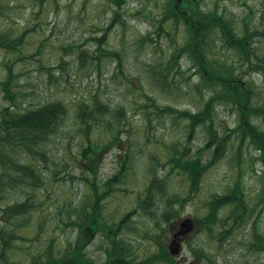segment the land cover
Returning <instances> with one entry per match:
<instances>
[{
  "label": "rangeland",
  "instance_id": "obj_1",
  "mask_svg": "<svg viewBox=\"0 0 264 264\" xmlns=\"http://www.w3.org/2000/svg\"><path fill=\"white\" fill-rule=\"evenodd\" d=\"M164 2L123 0L118 6L113 0H0V32L24 33L23 44L19 48H0V80L7 73L4 62L9 61L15 72L13 81L17 104L23 110L55 99L64 101L67 107V117L46 144L48 156L44 160L29 161L38 168L44 180L43 186L7 191L5 194L4 205L28 198L32 206L27 213L10 221H5L0 215V226H5L3 230L14 237L19 236L12 240V247L6 248V252L0 256V264H31L34 256H42L51 246L55 250L67 242L72 243L78 229L70 222L78 218V212L83 215L85 211H90L91 190L88 182L82 179L89 172H82L77 163L80 148L86 143L80 128L85 126V121L93 119L78 115V108L83 101L86 103L85 109H88L91 100L94 109L98 107L96 101L108 103L111 109L120 108L115 118L107 116L100 119L107 122V127L100 124L105 133L88 125L87 129L91 127V131L83 132H87L93 141L99 139L105 142L116 132L109 131L110 127L114 125L116 129V120L121 119L120 145L104 153L96 181L101 184L116 173L122 152L128 149L130 157L127 169L118 183L114 184L115 189L101 198L100 214L103 222L111 225L131 212L129 220L122 222V226L117 229L129 241L128 248L137 259L146 257L156 249L151 235L157 233L158 229L150 225L138 206L153 175L149 166L155 169L156 179L166 176L169 193L177 192L182 197L190 193L191 198L185 202L182 218L202 215L212 196L224 193L239 174L235 159L228 154L204 172L199 188L193 192L189 190L183 172L179 168H172L171 163L167 162L174 144L181 151L192 154L205 143V137L200 127L187 141L186 121L161 109L171 105L181 110H196L203 99L208 98L210 91L203 88L200 94L196 89L199 74L187 60L180 59L179 63L168 68L172 63L167 62L171 50L181 41L180 30L167 34L158 29L157 33L152 19L145 18L141 11L147 5V9H152L158 15V11L164 8ZM197 2L204 10L217 6L237 33L238 26L244 22L243 18L249 15L248 6L253 12L251 15L257 17L264 4V0ZM154 4L157 5L154 7ZM114 10L124 21H118L106 30V40L101 47L117 51L118 56L98 49L95 40V37L104 33ZM147 34L148 38H144ZM214 50H218V56ZM214 50H211L212 55L209 54L213 59L222 57L237 69L242 67L237 49L215 39ZM153 67L155 70L167 68L165 79L169 85L165 84L161 88L154 82ZM245 77L256 85L255 98L264 101V72L251 70ZM7 103L8 100L0 91V105ZM235 118V112L221 108L215 121L231 128L235 126ZM260 126L264 130V121H261ZM203 153L207 155L208 152ZM254 157L255 153L245 147L240 176L245 189L256 194L263 184V177L262 167ZM175 228H179L178 222ZM232 231L231 236L219 245L203 232H188L182 252L175 259L180 261L179 264L189 260L198 263L190 247L201 245L209 256L213 254L214 260L217 254L227 259L224 261L219 257L216 261L218 264H236L238 255L245 252L244 246L238 241L249 233L246 230L238 231L235 227ZM258 233L264 235V210L260 215ZM86 239H89L84 247L87 254L95 263H103L108 243L106 235L96 233ZM254 257H259V261L262 259V255L254 253L245 260L250 261Z\"/></svg>",
  "mask_w": 264,
  "mask_h": 264
},
{
  "label": "trees",
  "instance_id": "obj_2",
  "mask_svg": "<svg viewBox=\"0 0 264 264\" xmlns=\"http://www.w3.org/2000/svg\"><path fill=\"white\" fill-rule=\"evenodd\" d=\"M113 1L120 6L123 0ZM197 1L165 0L164 8L158 11V15L153 13L152 9H147V5L141 10L145 18L152 19V24L157 27L155 30L157 33L158 29L167 34L180 30L181 41L171 50L167 62L172 63L168 68L179 63L180 59L187 60L195 67L196 74H199L196 89L200 94L203 93V88L210 91L208 98L203 99L202 104L196 110H181L171 105H166L161 109L186 121L187 141L200 127L205 137V143L192 154L181 151L174 144L167 156V162L171 163L172 168H179L183 172L189 184V190L196 192L208 168L217 164L222 157L228 154L233 156L239 174L224 193L212 196L202 215L193 216L194 234L203 232L212 242L219 245L231 236L233 227L238 231L246 230L247 234L249 233L247 237H240L241 240L238 241V244L244 246L245 252L238 255V262L236 259L235 263L264 264V235L258 233L260 215L264 210V203H262L264 202V130L260 126L261 121H264V101L255 98L256 85L245 77L251 70L264 72V4L257 17L251 15L253 12L248 6L249 15L243 18L244 22L240 27L238 26L237 33L224 12L220 11L217 6L204 10ZM113 12V17L104 29V33L95 37V40L98 42V49L118 56L117 51H108L101 47L106 40V30L116 22L124 21L116 10ZM254 19L256 21L253 22ZM148 36L147 34L144 38ZM212 37L221 40L230 48L237 49L242 67L237 69L235 65L222 57L217 59L210 57L209 54L212 55L211 50H214L215 46V39ZM23 40L24 33L3 34L0 32V48H19ZM257 41L260 43H256ZM214 51L218 56V50ZM118 64L120 66V62ZM4 65L7 73L5 78L0 80V91L3 92L8 103L0 105V215L5 218V221H10L14 217L27 213L32 204L26 198L4 205L5 194L7 191L43 186L44 180L38 168L32 166L29 161L44 160L48 156L46 144L67 117V107L64 101L55 99L23 110L17 104L18 100L14 91L15 72L9 61H5ZM152 70L154 82L159 87L164 88L165 84L169 85L165 79L168 75L166 67L163 70H155L153 67ZM172 71L173 69L169 71V74ZM92 104L93 100L91 104H88V109H85L86 103L83 101L78 108V115L81 118L89 116L93 119L85 121V126L80 128L85 135L86 143L80 148V157L77 159L82 172H89V175L82 179L88 182L91 190L90 211H85L83 215L78 212V218L70 222L78 229L72 243L67 242L63 247L55 250L51 246V249H46L42 256L38 258L34 256L31 264H97L84 249L89 240L86 238L96 233H104L108 242L105 247L104 261L99 264H179L180 261L175 259L176 256L169 248V243L172 240V233L175 232V225L184 212L185 202L191 198V195L188 193L187 197H182L177 192L169 193L166 176H159L156 179V171L152 166H149V169L153 175L138 206L142 210L141 213L148 218L150 225L158 229L157 233L151 235L155 242V251L144 258L137 259L129 250V241L118 232L117 228L122 226V222L129 220L131 212L125 214L119 222H112L111 225L103 222L100 214L101 198L115 189L114 184L118 183L120 176L127 169L126 165L130 156L128 149H125L122 152L117 172L107 177L101 184L96 181L102 156L105 152L120 145L121 119L116 120V125H118L116 129L114 125L110 127L109 131L116 130V132L109 140L102 142L96 139L93 141L90 135L87 132L84 133L83 130L91 131V127L94 126L95 129L98 128L105 133L100 128V124H105L107 127V122L100 121V119L107 116L115 118V113L120 108L111 109L108 103L96 101L98 107L94 109ZM96 104L94 102V106ZM153 105L158 109L154 103ZM221 108L235 112L234 127L229 128L215 121ZM87 125L91 126L90 129H87ZM245 147L255 153L254 159L262 167L263 184L256 194L245 189L246 186L244 187L240 176ZM206 151L208 153L204 155L203 152ZM247 154L251 157L250 151ZM226 223L228 225L225 227ZM4 227L0 226V256H3L5 249L11 246L13 239L19 238L18 235L14 237L8 234L6 230H3ZM190 245L189 243V247ZM201 247V245L190 247L194 259L198 261L196 264H218L216 261L219 257L224 261L227 260L219 254L214 260L213 254L212 257L209 256ZM254 253L262 255V259L259 261V257H254L250 261L245 260ZM184 264L195 263L189 260Z\"/></svg>",
  "mask_w": 264,
  "mask_h": 264
},
{
  "label": "flooded vegetation",
  "instance_id": "obj_3",
  "mask_svg": "<svg viewBox=\"0 0 264 264\" xmlns=\"http://www.w3.org/2000/svg\"><path fill=\"white\" fill-rule=\"evenodd\" d=\"M190 221L188 219H184L183 218H180L178 220V223H179V228H175V232L172 233V240L171 243H169V248L170 249H178L181 250L182 249V246H183V243L185 241V238H186V235H187V231H186V227L187 225H189ZM187 223V224H186ZM194 228H195V225H194Z\"/></svg>",
  "mask_w": 264,
  "mask_h": 264
}]
</instances>
